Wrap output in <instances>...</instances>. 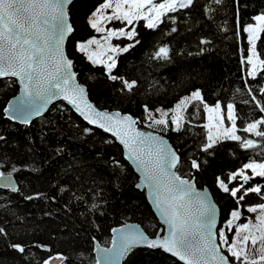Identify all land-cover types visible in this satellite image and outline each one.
I'll return each instance as SVG.
<instances>
[{"label": "trees", "instance_id": "1", "mask_svg": "<svg viewBox=\"0 0 264 264\" xmlns=\"http://www.w3.org/2000/svg\"><path fill=\"white\" fill-rule=\"evenodd\" d=\"M101 3L103 0H76L70 9L76 31L74 39L69 40L68 51L80 80L101 108L129 113L140 121V127L159 132L172 141L181 156L180 175L195 177L199 187L211 189L221 209L222 229L238 206L219 189L216 177L227 183L226 177L244 164L264 161V140L242 131L247 123L264 116L248 92L251 87L252 94L264 102V94L257 91L264 87V70L257 71L256 79L248 76V33L243 31L254 23V16L264 12V0H223L220 5L212 0H195L193 7L170 14L176 17L174 24L165 19L156 29H149L146 21H137L133 25L137 36L117 41L121 47L135 46L117 55L114 70V74L137 80L131 94L121 92L119 81L109 80L102 65H92L76 48L77 42L97 36L87 21ZM209 5L213 11L206 12ZM173 27L176 32H171ZM201 39L209 43L201 44ZM162 46L170 48L169 61L153 56ZM256 49L264 59V33L257 40ZM197 89L210 107L217 102L224 108L233 103L238 114L236 134L256 140L260 147L245 149L240 142L221 138L208 153L203 152L207 113L197 101L184 114L180 132L173 131L171 126L147 127L143 105L171 109ZM18 92L15 80L0 79V136L4 138L0 140V172H11L18 185V191L0 188V227L6 232L0 235V264H42L57 253L68 257L64 264H95L96 241L110 246L113 229L127 222H137L149 234L156 235L163 225L146 192L137 188L138 175L119 143L90 126L63 102H57L30 124L8 119L4 109ZM193 158L201 163L199 171L191 168ZM241 183L243 180L238 177L229 187ZM253 186L264 189V177H253L244 185ZM260 202L257 194L249 193L240 202L239 221L245 220L247 206ZM93 204L97 207L92 208ZM239 221H234L233 226ZM224 231L229 237L234 228L230 233L227 228ZM13 243L24 246L25 252L11 248ZM124 264L183 263L160 249L134 248Z\"/></svg>", "mask_w": 264, "mask_h": 264}, {"label": "snow or ice", "instance_id": "2", "mask_svg": "<svg viewBox=\"0 0 264 264\" xmlns=\"http://www.w3.org/2000/svg\"><path fill=\"white\" fill-rule=\"evenodd\" d=\"M212 2L220 5L223 0ZM71 3L72 0H0V77H16L21 85V93L16 97L15 103L5 108L4 112L10 113L9 119H20L22 123L28 124L31 116L40 115L53 98L62 95L75 105L90 124H97L112 132L128 149L129 158L138 163L168 232L166 236L149 239L138 230V226L136 229H113L114 232H119V237L113 239V247L100 249L105 254L106 264H112L113 261L118 264L120 258L141 244L149 248H163L178 256L185 264H264V189L260 186L244 187L253 177H264V162L244 164L238 172L226 177L227 183L225 179L216 177L219 189L230 195L238 206L227 221L228 231H232L234 221L241 219L239 205L249 193L257 194L262 201L246 207L247 212L257 213L255 222L248 219L245 223L236 224L230 241L223 229L214 231L216 206L209 198L207 189L198 192L195 177L186 179L178 171H174L181 164V156L177 150L168 145L163 137L137 130L135 125L140 121L132 115H122L118 111H97L88 102L84 86L76 82L77 73L73 71V60L64 52L65 40L74 39L76 31L67 10ZM194 3L195 0H103L87 23L97 33H106L101 37L105 43L92 37L77 42L76 48L92 65H102L109 80L119 81L121 92L131 94L138 85L137 80L126 79L118 72L114 74V70L117 69V55L129 51L135 45L121 47L112 44V40H119L121 37L133 40L137 36L136 28L126 30L125 27L105 28L102 25L112 21L133 25L136 21L144 20L147 28L156 29L165 19L176 23V17L170 14L189 9ZM109 9L111 14H106ZM205 11L211 12L213 9L209 5ZM253 20L257 23L248 24L243 31L248 33L247 39L251 45L247 56V63L251 65L248 76L256 79L257 70H264V59L260 58L256 49V42L261 33H264V12L254 16ZM176 31L175 27L171 28V32ZM135 43L140 41L135 40ZM200 43L207 44L209 41L201 39ZM153 56L157 60L169 61L170 48L159 47ZM253 91L251 87L248 88L256 108L264 114V102L257 99L252 94ZM257 91L264 94V87ZM193 101L203 104L204 111L208 114L209 123L203 125L208 130L206 142L201 147L203 152L208 153L221 138L240 142V147L245 149L260 147L256 140L236 134L238 114L233 103L227 104V120L231 122V127L223 128L222 135H214L211 131L215 126L212 121L219 118L222 125L224 119L220 115L221 104L217 102L210 107L204 102L199 89L181 98L171 109H151L147 104L143 105L147 127L160 126L161 129H167L171 126L173 131L180 132L185 123L184 114ZM82 104L84 107H81ZM242 131L264 140V116L247 123ZM3 139L0 136V140ZM191 168L199 171L201 163L193 158ZM245 169H250L252 175L245 174ZM11 177V172L7 176L0 172V180H6V186L18 191ZM238 177L242 178L243 183L230 188L229 184ZM96 207V204L92 205V208ZM0 235H6L3 227H0ZM10 247L20 253L25 252V247L19 243H13ZM67 260V256L57 253L44 259L42 264H54L56 261L64 264ZM95 264H101L99 257Z\"/></svg>", "mask_w": 264, "mask_h": 264}, {"label": "water", "instance_id": "3", "mask_svg": "<svg viewBox=\"0 0 264 264\" xmlns=\"http://www.w3.org/2000/svg\"><path fill=\"white\" fill-rule=\"evenodd\" d=\"M75 1H76V0H72V3L69 4V5L67 6V10H68V13H69L70 21H71V13H70V9H71V6L74 4ZM71 22H72V21H71ZM69 40H70V39H66L65 42H64V52H65L66 55L69 56L70 59L73 60V65H74V66H73V71H75V72L77 73V80H76V82L84 86V88H85V93H86V96H87V100H88V102H89L90 104H92V105L96 108L97 111L108 112V113H113V112H117V111H118V112H120L122 115H123V114L131 115V114H129V113H124V112H122V111H120V110H118V109H107V108H101V107L98 106V105L95 103V101L90 97V94H89V91H88V87H87V85H86L85 83H83V82L80 80L79 75H78V72H77L76 69H75V62H74V59H73V58L70 56V54H69V51H68V43H69ZM0 79H13V80H15V81L17 82V84H18V86H19V92H18L14 97H12V98L9 100V102L7 103V107H6V108H8L10 104H14V103H15V99H16V97L20 95V93H21V85H20V83H19V81H18V79H17L16 77H0ZM57 102H63V103H65L66 105H68V106L70 107V109H71L72 111H74L79 117H81V118H82L85 122H87L90 126L95 127V128H97V129H101L102 131H104L105 133H107L108 135H110L111 137H113V138L119 143V145H120V146L122 147V149H123L124 157H125L126 160L130 163V165H131L132 168L134 169L135 173L138 175V183H137V185H136L137 188H138L139 190H141V191H145V192H146L147 200H148V202H149V204H150V206H151L153 212L155 213L156 217L158 218V220H159V221L162 223V225H163V227L160 229V231H159L156 235H151V234H149V233L143 228V226L140 225V224L137 223V222H127V223H124V224H122V225H119V226L115 227L114 229H117V230L128 229V228L136 229L137 226H138V230H139V231H142L146 236H148L149 239H157V238H160V237L166 236V235H167V232H168L167 225L164 224L163 217L161 216L160 211L157 209L156 204L153 202V195H152L151 189H150L149 187H147V185H146V182H145V179H144V173H143L142 170L138 167V163H137L135 160L129 158V151H128V149H126V148L124 147V145L120 143V140H119L117 137H115V136L112 134V132H110V131H106L105 129L100 128L97 124H90L89 121H88L87 119H85L84 115H83L80 111L77 110V108L75 107V105H73L72 103H70L68 100L64 99L62 95H61V96H58V97H56V98H53V99L48 103V105L46 106V108H44V110L42 111V113H41L40 115H38V116H31V117H30V122H29L28 124L32 123L34 120H36V119H38L39 117H42V116H44L46 113H48V111L50 110V108H51L54 104H56ZM81 107H84V105L82 104ZM85 111H86V109H85ZM9 115H10V113H5V116H6L8 119H9ZM132 116H133V115H132ZM133 118L137 119V118L134 117V116H133ZM11 120L14 121V122H16V123H19V124H23V125H25L24 123L21 122L20 119H11ZM135 127H136L137 130H139V131H141V132H144V133L152 132L154 135H158V136L163 137V139L166 141V143H167L168 145H170L174 150H176V148L174 147L172 141H171L167 136H165V135H163V134H161V133H159V132H156V131L146 130V129L140 127V126H139V123H137V124L135 125ZM177 152H178V151H177ZM178 154H179V153H178ZM179 155H180V154H179ZM178 166H179V165H178ZM178 166H177V169H175L174 171H178ZM178 174L180 175L179 171H178ZM6 176H7V175H6ZM182 177H183V178H186V179L188 178V177H184V176H182ZM11 179H12V182H13V184L15 185V187L18 188V185H17V182H16L14 176H12ZM6 183H7L6 180H0V188H1V189H10L11 191H13L11 187L6 186ZM195 188H196V190H197L198 192H203L204 189H207V192H208V196H209V198L211 199V201H212V202L215 204V206H216V225H215L214 231H218V230H219V227H220V223H221V209H220V206L218 205V203L216 202V200H215V198H214V195H213L211 189H210L209 187H207V186H206V187H199V186L196 184V182H195ZM112 234H113V239L119 237V232H118V231H117V232L112 231ZM112 242H113V240H112ZM217 242H219V241H218V238H217ZM97 245H98L99 247H97ZM112 247H113V243H112L110 246L107 247V246H102L98 241H96V244H95V255H96V258H97V257L100 258V260H101V264H106V261H105V259H104V255H105V254L102 253V252L100 251V249L112 248ZM134 248H149V247H147L146 245L141 244V245H137V246H135ZM134 248H133V249H134ZM150 249H160V250H162L164 253H166V254H168V255L174 257L175 259H177V260L180 261L181 263L185 264V262L182 261V260H180L178 256H175V255H173L172 253L165 251L163 248H150ZM221 250L223 251V249H221ZM127 255H128V254H127ZM127 255L124 256V257H122V258H120L119 261H118V264H124V261H125V258L127 257ZM54 264H61V262H60V261H56V262H54ZM112 264H116V262L113 261Z\"/></svg>", "mask_w": 264, "mask_h": 264}, {"label": "rangeland", "instance_id": "4", "mask_svg": "<svg viewBox=\"0 0 264 264\" xmlns=\"http://www.w3.org/2000/svg\"><path fill=\"white\" fill-rule=\"evenodd\" d=\"M106 14H111V9H109L108 12H107ZM116 22H119V21L105 22L104 25H102V26L105 27V28H119V27H125L126 30H130V29L133 27V25H134L137 21L134 22L133 25H127V23L125 22L123 25H120V26H117L116 24H114V23H116ZM256 23H257V22L254 21L253 25H255ZM105 34H106V33H97V36H96L95 38L100 39V40H101V43L103 44V43H105V42L101 39V37H102L103 35H105ZM247 37H248V36H247ZM123 38H125V37H121L120 39H123ZM120 39H119V40H120ZM117 41H118V40L114 38V39L112 40V44H114V45H117V44L120 45ZM247 42H248V39H247ZM248 44H249V43H248ZM92 47H93V49H95V45H93ZM250 47H251V45L249 44V48H250ZM109 54H111V53H109ZM116 58H117V57H116ZM105 59H106V57H105ZM246 60H247V59H246ZM258 70H259V69H258ZM258 70H257V71H258ZM221 109H222V111H221L220 115H222V116L224 117V119H223V123H222V125H221V121H220L219 118H215V119L212 121V124L215 125L214 127L211 128V131L213 132L214 135H222V133H223V128H225V127H231V122L227 120V107L224 108V107L221 106ZM213 115L215 116V114H213ZM208 123H209V120H208V114H207V124H208ZM262 162H264V161H262ZM257 163H260V162H257ZM245 174L251 176V175H252L251 170H250V169H245ZM253 206H254V205H253ZM256 215H257V214H256ZM248 219H252L253 222H255L254 217L252 216V213H249V212H248V213L245 215V220H243V221H239V222H236L235 225L233 226L234 231H233L232 235L229 236V240H230V241L232 240V238H233V236H234V232H235V226H236V224H239V223H245V222H247ZM221 228H222V227H221ZM224 228H227V223L223 224V228H222V229L224 230ZM219 230H221V229H219ZM232 230H233V229H232ZM227 232L230 233V232H232V231H228V228H227Z\"/></svg>", "mask_w": 264, "mask_h": 264}]
</instances>
